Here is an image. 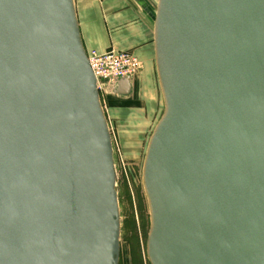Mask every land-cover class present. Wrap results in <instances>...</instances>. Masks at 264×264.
I'll list each match as a JSON object with an SVG mask.
<instances>
[{"label": "water", "instance_id": "water-1", "mask_svg": "<svg viewBox=\"0 0 264 264\" xmlns=\"http://www.w3.org/2000/svg\"><path fill=\"white\" fill-rule=\"evenodd\" d=\"M152 19L147 260L264 264V0H157ZM120 230L73 0H0V264H118Z\"/></svg>", "mask_w": 264, "mask_h": 264}, {"label": "rangeland", "instance_id": "rangeland-1", "mask_svg": "<svg viewBox=\"0 0 264 264\" xmlns=\"http://www.w3.org/2000/svg\"><path fill=\"white\" fill-rule=\"evenodd\" d=\"M99 96L112 137L121 223L118 264H149L146 239L150 222L142 169L150 136L164 111L161 89L155 116L149 114L150 105L139 108L128 97Z\"/></svg>", "mask_w": 264, "mask_h": 264}, {"label": "crops", "instance_id": "crops-1", "mask_svg": "<svg viewBox=\"0 0 264 264\" xmlns=\"http://www.w3.org/2000/svg\"><path fill=\"white\" fill-rule=\"evenodd\" d=\"M82 43L89 50L129 51L141 62V69L129 79L130 93L119 95L121 87L111 85L109 93L128 97L136 106L150 105L155 116L160 104L156 71L152 14L157 0H73ZM149 107V106H148Z\"/></svg>", "mask_w": 264, "mask_h": 264}, {"label": "built area", "instance_id": "built-area-1", "mask_svg": "<svg viewBox=\"0 0 264 264\" xmlns=\"http://www.w3.org/2000/svg\"><path fill=\"white\" fill-rule=\"evenodd\" d=\"M86 54L99 94L109 93L111 85L121 79L129 80L141 69L140 60L129 51L92 49Z\"/></svg>", "mask_w": 264, "mask_h": 264}]
</instances>
